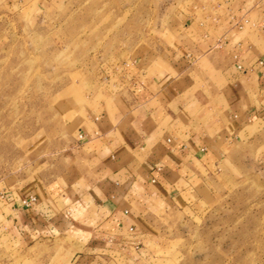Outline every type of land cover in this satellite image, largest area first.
<instances>
[{
    "label": "crops",
    "instance_id": "0c3cea01",
    "mask_svg": "<svg viewBox=\"0 0 264 264\" xmlns=\"http://www.w3.org/2000/svg\"><path fill=\"white\" fill-rule=\"evenodd\" d=\"M216 10L221 15L196 28L197 16L193 23L180 17L172 41L156 46L153 59L141 56L123 64V74L109 75L107 94L116 102L102 101L75 122L56 180L0 186L1 231L10 227L26 246L74 233L81 248L72 264H130L144 235L140 223H149L152 208L186 204L185 196L228 164L247 173L251 158L258 168L264 158L258 154L264 144V0H220ZM229 142L234 156L224 152ZM30 195L37 201L24 207Z\"/></svg>",
    "mask_w": 264,
    "mask_h": 264
},
{
    "label": "rangeland",
    "instance_id": "374dc122",
    "mask_svg": "<svg viewBox=\"0 0 264 264\" xmlns=\"http://www.w3.org/2000/svg\"><path fill=\"white\" fill-rule=\"evenodd\" d=\"M217 5L220 0H0V186L56 180L75 122L102 101L116 102L107 94L109 75L126 72L130 60L153 59L156 46L172 41L180 17L193 23L197 16L196 28L221 15ZM234 149L229 142L224 152L234 156ZM245 161L247 173L228 164L207 185L196 181L186 204L152 208L130 264H264V158L258 168L255 159ZM10 231L0 230V264H72L81 248L74 233L26 246Z\"/></svg>",
    "mask_w": 264,
    "mask_h": 264
},
{
    "label": "built area",
    "instance_id": "2783aa9c",
    "mask_svg": "<svg viewBox=\"0 0 264 264\" xmlns=\"http://www.w3.org/2000/svg\"><path fill=\"white\" fill-rule=\"evenodd\" d=\"M217 48H223V44L221 42L218 43ZM84 135L80 134V138H83ZM37 201V197L35 195H30L28 198L23 199L22 204L24 207H31L33 203Z\"/></svg>",
    "mask_w": 264,
    "mask_h": 264
}]
</instances>
